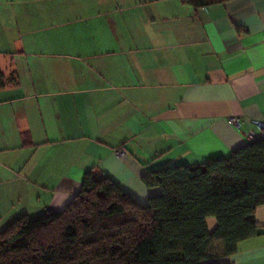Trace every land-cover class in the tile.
<instances>
[{"label": "crops", "instance_id": "1", "mask_svg": "<svg viewBox=\"0 0 264 264\" xmlns=\"http://www.w3.org/2000/svg\"><path fill=\"white\" fill-rule=\"evenodd\" d=\"M0 71V231L62 212L92 170L146 206L145 175L261 133L264 0H0ZM224 262L264 264V234Z\"/></svg>", "mask_w": 264, "mask_h": 264}, {"label": "trees", "instance_id": "2", "mask_svg": "<svg viewBox=\"0 0 264 264\" xmlns=\"http://www.w3.org/2000/svg\"><path fill=\"white\" fill-rule=\"evenodd\" d=\"M230 1L183 0L196 10ZM5 85L0 71V90ZM143 181L161 191L146 206L89 171L65 210L22 216L0 231V264H227L240 243L264 234L255 222L264 205V138Z\"/></svg>", "mask_w": 264, "mask_h": 264}, {"label": "built area", "instance_id": "3", "mask_svg": "<svg viewBox=\"0 0 264 264\" xmlns=\"http://www.w3.org/2000/svg\"><path fill=\"white\" fill-rule=\"evenodd\" d=\"M230 123L238 127L240 126V121L236 118L231 119ZM255 124L258 127V129L261 131V133L260 134H256L254 132L248 133L246 135L247 142H253L261 138H264V115L260 119L256 120Z\"/></svg>", "mask_w": 264, "mask_h": 264}]
</instances>
